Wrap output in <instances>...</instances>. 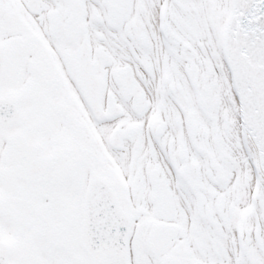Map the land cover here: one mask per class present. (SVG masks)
I'll use <instances>...</instances> for the list:
<instances>
[{
  "label": "snow or ice",
  "instance_id": "6c2138e0",
  "mask_svg": "<svg viewBox=\"0 0 264 264\" xmlns=\"http://www.w3.org/2000/svg\"><path fill=\"white\" fill-rule=\"evenodd\" d=\"M0 264H264V0H0Z\"/></svg>",
  "mask_w": 264,
  "mask_h": 264
}]
</instances>
